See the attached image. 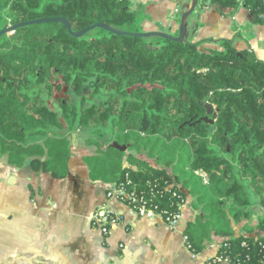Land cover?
Returning a JSON list of instances; mask_svg holds the SVG:
<instances>
[{
	"label": "trees",
	"instance_id": "1",
	"mask_svg": "<svg viewBox=\"0 0 264 264\" xmlns=\"http://www.w3.org/2000/svg\"><path fill=\"white\" fill-rule=\"evenodd\" d=\"M197 1L264 25V0ZM147 18L131 0H0V158L63 178L68 132L86 129L92 179L129 178L165 214L192 195V255L221 237L232 264H264V59L227 39L151 33ZM206 103L216 117L195 122Z\"/></svg>",
	"mask_w": 264,
	"mask_h": 264
},
{
	"label": "crops",
	"instance_id": "2",
	"mask_svg": "<svg viewBox=\"0 0 264 264\" xmlns=\"http://www.w3.org/2000/svg\"><path fill=\"white\" fill-rule=\"evenodd\" d=\"M144 1L149 15L143 22L146 31L217 48L221 39H227L249 46L264 59V45L259 44H264V25L253 22L244 6L220 14L209 2L197 1L189 11L193 0ZM71 144L68 174L63 178L35 172L29 161L18 167L5 156L0 158V263L203 264L217 252L221 237L209 241L201 254L190 253L183 235L194 214L189 202L182 219L170 226L140 218L126 205L110 200L124 223L104 235L92 225L91 214L105 201L112 182L92 179L84 160L90 155L89 146L74 145L72 140Z\"/></svg>",
	"mask_w": 264,
	"mask_h": 264
},
{
	"label": "built area",
	"instance_id": "3",
	"mask_svg": "<svg viewBox=\"0 0 264 264\" xmlns=\"http://www.w3.org/2000/svg\"><path fill=\"white\" fill-rule=\"evenodd\" d=\"M196 172L202 177L205 182L208 181L209 178L205 171H203L202 169H198L196 170ZM130 183L131 180L129 178H127V180L123 182H112L106 190L105 201L92 212V225L95 228H98L104 235H108L113 228L121 223H124L123 215L117 212L111 205H109L110 200H114L126 205L132 213L136 214L140 218H146L152 223H157L159 220H162L170 226H174L182 219L183 208L187 202L186 200H184V198L179 203L178 211L165 214V212L157 211L154 207L148 205V200L145 199L142 195H138L135 190L127 189L126 185ZM174 195H177V193L174 192ZM220 241L218 249L221 246ZM120 245L123 246V243H121ZM203 264L232 263L228 258L216 252L213 256L207 258Z\"/></svg>",
	"mask_w": 264,
	"mask_h": 264
},
{
	"label": "rangeland",
	"instance_id": "4",
	"mask_svg": "<svg viewBox=\"0 0 264 264\" xmlns=\"http://www.w3.org/2000/svg\"><path fill=\"white\" fill-rule=\"evenodd\" d=\"M140 2L145 3L144 0H131V6L132 7H136ZM145 9H146V4H145ZM147 12V11H146ZM148 14V12H147ZM149 16V15H148ZM199 17H197V20L199 21ZM11 30V29H10ZM9 31V30H8ZM261 46L264 45L262 42L259 43ZM53 106H57V103H53ZM68 136L69 138L72 140V143L74 145H80V144H86L89 146V152L90 154H94L96 152L97 149V145L94 143L93 140H91V138H94L93 135H91L90 131H87L86 129L80 128V129H76L74 131L68 132ZM193 199L192 195H188V200L187 202ZM186 202V203H187ZM254 209L258 212L261 213L263 211L262 207L257 204L256 200H255V206ZM252 223H255V221H253Z\"/></svg>",
	"mask_w": 264,
	"mask_h": 264
},
{
	"label": "water",
	"instance_id": "5",
	"mask_svg": "<svg viewBox=\"0 0 264 264\" xmlns=\"http://www.w3.org/2000/svg\"><path fill=\"white\" fill-rule=\"evenodd\" d=\"M196 3H197V0H193V4H192V6H191L189 11H191L195 7ZM12 28L13 27H8V28H6L4 30L8 31V30H10ZM84 31L85 30H83L82 32H84ZM151 33H159V32H151ZM159 34H162V33H159ZM177 39H181V38H177ZM205 108H206V113L203 116H201L200 118H197L195 120V122H199L200 120H208V121L212 122L214 120V118L216 117L215 106L210 104V103H206L205 104Z\"/></svg>",
	"mask_w": 264,
	"mask_h": 264
}]
</instances>
